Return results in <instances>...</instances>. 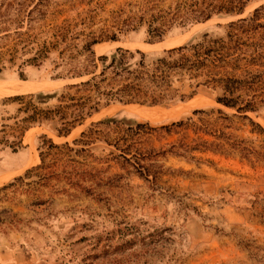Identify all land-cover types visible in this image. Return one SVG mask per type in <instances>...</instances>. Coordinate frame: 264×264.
Listing matches in <instances>:
<instances>
[{
    "label": "rangeland",
    "instance_id": "374dc122",
    "mask_svg": "<svg viewBox=\"0 0 264 264\" xmlns=\"http://www.w3.org/2000/svg\"><path fill=\"white\" fill-rule=\"evenodd\" d=\"M203 1L0 0V55L8 59L6 54L17 50L0 72V125L12 123L4 120L15 110L7 98L58 90L67 81L51 78L84 60L81 48L89 37L110 34L117 41L93 45L95 57L119 47L144 53L149 63L162 51L196 43L203 35L225 41L232 31L237 56L233 74H251L254 86L241 97H253L255 105L253 112L237 113L215 103L218 89L199 87L183 101L155 106L110 103L66 138L55 137L46 126H34L23 133L15 152L0 145L2 187L39 165L41 135L54 144L70 142L91 122L106 118L155 130L137 139L143 155L136 162L142 168H136L129 155L127 161L117 158L113 144L100 140L89 146L92 157L75 158L74 168H65L66 177L54 165L56 176L44 185L8 192L0 210L9 209L21 222L0 225V264H264V10L249 21L264 0L248 2L237 15H213L182 28L173 24L160 41H146L151 20L200 9ZM238 20L246 22L228 28ZM60 36L65 44H55ZM50 44L56 47L45 59L24 63L33 51L22 52L23 45L36 49ZM67 44L76 46L72 63L67 55L62 61L58 55ZM190 83L185 77L174 87L187 95ZM196 110L207 115H193ZM216 110L228 119H220ZM243 116L261 131L252 130ZM163 126L168 129L158 130ZM216 129L225 136L211 132ZM35 180L25 178L22 184Z\"/></svg>",
    "mask_w": 264,
    "mask_h": 264
},
{
    "label": "trees",
    "instance_id": "16d2710c",
    "mask_svg": "<svg viewBox=\"0 0 264 264\" xmlns=\"http://www.w3.org/2000/svg\"><path fill=\"white\" fill-rule=\"evenodd\" d=\"M251 1L261 0H205L200 9L191 7L181 15L172 13L170 18L158 17L147 24L146 41L148 44L160 41L173 24L182 28L189 24L207 21L213 15L240 14L243 7ZM263 10L264 4L254 9L249 21L257 20L258 13ZM244 22L246 20L229 23L228 28L233 30L235 26ZM76 37H71V40ZM235 38L236 33L232 31L228 32L225 41L221 38L213 39L203 35L200 41L164 50L154 60L147 63L144 53L131 52L119 47L108 54L95 57L91 50L93 45L106 41L115 42L117 39L114 34L90 36L89 41L81 48V51L86 53L84 60L70 65L63 75L58 74L51 78L52 80L67 81L61 88L49 93L17 95L5 100L9 104H14L15 110L13 116L4 119L12 120L11 125L7 126L3 123L0 125V145L15 152L21 146L23 133L34 126H46L55 137L66 138L73 129L81 126L100 108L110 103L155 106L175 100L183 101L193 96L199 87L218 89L221 93L215 97L216 104L234 109L237 113L253 112L255 109L253 97L248 99L241 97V95L247 97L248 91L254 86L251 74L245 72L243 78L235 77L233 74V71L237 69V56H233L235 52L232 45ZM64 39V36H60L55 44L57 42L65 44ZM19 43L22 44L21 41ZM55 44L36 49H27L26 45H23L22 52L33 51L32 56L24 63L34 65L45 59L49 50L56 47ZM75 48L74 45H64L58 53L61 61L63 56L67 55L66 61L72 63L74 58L71 55ZM16 52L15 48L12 53L8 52L6 54L8 59L0 55V72L3 69V63L11 62ZM59 67L60 64L55 65V69ZM227 68L230 71H226ZM185 77L187 81L192 82L188 88L193 87L187 95L180 93V90L174 87V83L185 80ZM216 113L222 115L220 119H228L220 110H216ZM192 114L207 115L203 110L193 111ZM243 119L249 122L252 130L261 131L259 126L246 116H243ZM201 120L202 118L197 119L199 123ZM187 121L189 122L190 119ZM189 124L195 126L194 122H189ZM171 126H176V124ZM167 129L168 127L163 126L158 130ZM154 131L144 124L132 126L112 118H106L91 122L70 142L54 144L45 135H41L39 136L40 143L37 145L39 165L26 171L23 175V179L34 177L36 180L33 181V184H22L23 179L19 177L12 183L0 187V201L7 197L8 192L23 186L44 185L50 177L56 176L52 169L54 165L61 168V174L66 177L69 173L65 172V168L73 169L77 164L75 158L84 160L88 156L92 157L89 146L95 141L102 140L106 145L112 143L113 147L119 151L117 158L120 157L127 161L126 156L129 155L131 159L133 158V165L136 168H142L136 162L143 155L139 152L136 142L139 136ZM211 132L217 133L218 136H225L217 129L211 130ZM234 143L238 148L240 147L241 152H246V148L239 146V141ZM61 161L63 163H60ZM17 222H21V220L16 218V214L11 213L9 209L0 210V225L15 226L14 224Z\"/></svg>",
    "mask_w": 264,
    "mask_h": 264
}]
</instances>
